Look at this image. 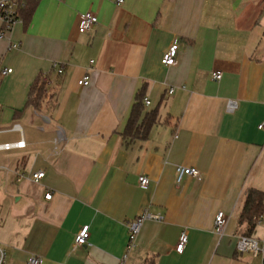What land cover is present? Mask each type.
<instances>
[{"label":"crops","instance_id":"1","mask_svg":"<svg viewBox=\"0 0 264 264\" xmlns=\"http://www.w3.org/2000/svg\"><path fill=\"white\" fill-rule=\"evenodd\" d=\"M86 11L98 23L81 33L75 14ZM20 13L0 39V144L25 142L0 150L6 264L30 255L43 264H262L264 254H239L236 242L248 190L264 191V0H26ZM175 40L169 67L161 58ZM88 71L91 84L80 86ZM38 75L49 79L40 108L27 105ZM142 89L151 102L144 113L158 109L160 121L147 140L127 145L122 134ZM179 165L203 179L178 184ZM40 170L39 182L28 178ZM146 210L162 220H145L127 253L128 224ZM218 211L229 216L222 237ZM84 226L90 245L73 250ZM251 235L264 236V217Z\"/></svg>","mask_w":264,"mask_h":264},{"label":"built area","instance_id":"2","mask_svg":"<svg viewBox=\"0 0 264 264\" xmlns=\"http://www.w3.org/2000/svg\"><path fill=\"white\" fill-rule=\"evenodd\" d=\"M26 0H0V22L2 28L0 30V39L4 38L8 32H10L17 22H21V13L20 10L25 5ZM124 0H117V4H122ZM75 19L79 20L78 30L81 33L88 32L93 28L94 25L98 23V17L92 11L86 12H76ZM13 48H17L18 44H14ZM179 50V42L177 40L173 41L169 48L164 52L161 62L166 66H173L177 63V53ZM93 63V61H91ZM53 68L57 72V74L61 75L64 72V68L62 64L59 62L53 63ZM12 72V69H4L2 71V75H6ZM224 73L222 71H213L212 78L215 80H221L223 78ZM80 86L86 87L91 84V74L90 71L86 72L85 75L78 81ZM174 88H169L168 93H173ZM144 103L146 105H150L151 102L147 98H145ZM237 108V102L233 100H229L228 102V110L234 111ZM15 130L20 129V126L16 124L14 126ZM259 129L264 131V121L259 125ZM25 147V142L23 140L16 143H4L0 144V150H11L13 148H23ZM176 181L178 184H181L183 179L186 176H191L196 180L201 181L203 179L202 173L198 168L194 166H185L179 165L176 168ZM45 176V171L40 170L34 172L28 176L33 182H39ZM149 184V178L147 176L139 177V185L141 187H147ZM47 199L51 198V194L46 195ZM160 214H152L148 210L144 211L137 218L131 221L128 224V244H127V253L135 246L136 239L140 233L143 222L147 219H155L162 220ZM264 217V216H263ZM261 217L257 223V225L261 224ZM229 225V216L225 214L223 211H218L215 216V229L217 234L221 237L226 233L227 227ZM90 231L89 226H84L76 235L73 250H76L80 247L90 245L89 242ZM188 242V234L183 232L179 241L176 245V251L179 253H183L185 250V246ZM236 251L239 254H250L253 258H258L264 254V236L263 237H255V236H247L240 235L236 242ZM127 254H125V258ZM7 261V250L0 243V264H6ZM44 260L42 257L37 255H30L27 258V264H43ZM262 264H264V260H262Z\"/></svg>","mask_w":264,"mask_h":264},{"label":"trees","instance_id":"3","mask_svg":"<svg viewBox=\"0 0 264 264\" xmlns=\"http://www.w3.org/2000/svg\"><path fill=\"white\" fill-rule=\"evenodd\" d=\"M36 2L32 1L24 12L26 24L31 21ZM49 79L38 75L30 87L27 105L40 108L45 102L49 91ZM145 89L140 90L135 97L127 126L123 132V139L127 145L136 141L147 140L153 127L160 121L158 109L144 113ZM264 216V191L258 189L248 190L242 210L239 215V224L246 225L245 235L250 236L261 217ZM146 264H154V261H147Z\"/></svg>","mask_w":264,"mask_h":264}]
</instances>
